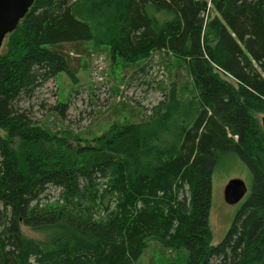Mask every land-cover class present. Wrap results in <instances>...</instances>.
Segmentation results:
<instances>
[{"label":"trees","instance_id":"16d2710c","mask_svg":"<svg viewBox=\"0 0 264 264\" xmlns=\"http://www.w3.org/2000/svg\"><path fill=\"white\" fill-rule=\"evenodd\" d=\"M83 46L127 66L163 54L170 83L146 119L69 147L20 104L62 74L75 83ZM258 116L264 0H34L0 57V264H138L150 246L175 254L166 264H264ZM227 160L250 187L212 246L211 178ZM50 188L59 202L40 207Z\"/></svg>","mask_w":264,"mask_h":264},{"label":"rangeland","instance_id":"374dc122","mask_svg":"<svg viewBox=\"0 0 264 264\" xmlns=\"http://www.w3.org/2000/svg\"><path fill=\"white\" fill-rule=\"evenodd\" d=\"M216 13L210 8L206 15L208 23ZM101 48L82 47L80 54L70 55L71 67L76 81L73 83L62 74L35 91L31 99L21 102L20 107L36 122L68 140L69 147L95 146V140L110 128L127 122L137 123L146 119L151 110L165 98L170 83L168 60L163 54H154L151 60L127 66L111 59ZM5 51V40L0 57ZM221 79L236 86V82L218 71ZM181 75V73H180ZM179 83H185L182 74ZM63 103V116L55 107ZM262 116H258L260 119ZM0 135L5 138L4 134ZM231 179H240L250 187V175L239 162L227 160L211 178V197L208 227L212 246L217 245L228 231L231 221L246 198L235 205L224 202L223 191ZM59 198V190L50 188L40 199V207L53 206ZM30 238L39 234L22 228ZM154 247V248H153ZM169 250L150 246L138 264H166L175 254Z\"/></svg>","mask_w":264,"mask_h":264},{"label":"water","instance_id":"95a60500","mask_svg":"<svg viewBox=\"0 0 264 264\" xmlns=\"http://www.w3.org/2000/svg\"><path fill=\"white\" fill-rule=\"evenodd\" d=\"M34 0H0V48L6 36L12 33L25 17ZM264 132V116L260 118ZM247 193V187L240 179H231L223 191L224 202L228 205L239 203Z\"/></svg>","mask_w":264,"mask_h":264}]
</instances>
